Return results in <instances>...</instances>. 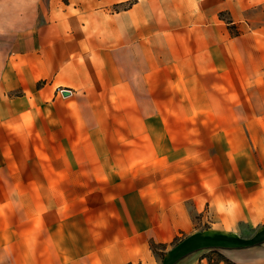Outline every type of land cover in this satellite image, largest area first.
<instances>
[{"label":"crops","instance_id":"0c3cea01","mask_svg":"<svg viewBox=\"0 0 264 264\" xmlns=\"http://www.w3.org/2000/svg\"><path fill=\"white\" fill-rule=\"evenodd\" d=\"M0 264H264V0H0Z\"/></svg>","mask_w":264,"mask_h":264}]
</instances>
